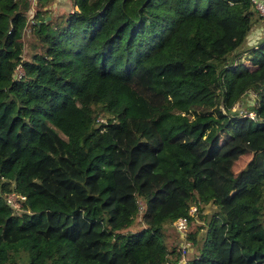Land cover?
Listing matches in <instances>:
<instances>
[{
    "label": "trees",
    "instance_id": "trees-1",
    "mask_svg": "<svg viewBox=\"0 0 264 264\" xmlns=\"http://www.w3.org/2000/svg\"><path fill=\"white\" fill-rule=\"evenodd\" d=\"M53 2L0 0V264H264L249 0Z\"/></svg>",
    "mask_w": 264,
    "mask_h": 264
},
{
    "label": "rangeland",
    "instance_id": "rangeland-1",
    "mask_svg": "<svg viewBox=\"0 0 264 264\" xmlns=\"http://www.w3.org/2000/svg\"><path fill=\"white\" fill-rule=\"evenodd\" d=\"M61 1L58 0L59 4L65 6L63 8L64 11H67L68 9H70V4L68 3V1L71 2V0H68V1L67 0H61ZM50 11L53 12V8H51ZM257 27H259V26L255 25L254 28L249 31L248 36H247V40L252 42L256 35L258 36V40H260V38H261V36L259 35L260 31L259 30L255 31V28L257 29ZM21 36L23 38V53H22V56L29 57V53H31L32 51L37 49V46L39 44L38 38L31 31L28 32V30L22 31ZM252 43H250V44H252ZM244 46H246L245 42H244ZM241 97H242V102L245 105H249L256 98L255 96H253V94L250 91L244 92V94ZM237 104L238 103L236 102L235 105H237ZM240 110L244 111L243 107H241ZM97 119L98 120H102V117L98 116ZM248 156H249L248 153L243 154L234 163L233 170L236 171L240 166H242L246 162ZM211 208H212L211 205H207L205 207V211H210ZM194 219H195L196 223H202L203 222V220L202 219H198V217L196 219V216H195ZM139 225H140V222H137L133 226L134 227H138ZM164 241L167 243V245H171V243H174V242L175 243H179V241H180L178 235L175 233L174 229L171 228L170 225L168 227L167 234L164 235ZM190 255H192V252L188 251L186 256L189 257Z\"/></svg>",
    "mask_w": 264,
    "mask_h": 264
},
{
    "label": "built area",
    "instance_id": "built-area-1",
    "mask_svg": "<svg viewBox=\"0 0 264 264\" xmlns=\"http://www.w3.org/2000/svg\"><path fill=\"white\" fill-rule=\"evenodd\" d=\"M250 5L252 6V8L255 10L256 14H258L260 17H262L264 19V0H249ZM260 31L259 35H263L264 38V29H258ZM256 41H254L253 43H255ZM252 43V44H253ZM20 66H16V71L17 73L20 70ZM246 115H252L253 112L252 111H246L245 112ZM22 197V196H21ZM6 199L9 202V204L11 205H17V200H16V195L13 192H9L6 195ZM173 223L175 224L177 229L182 228L185 225V217L184 216H178L176 217V219H174Z\"/></svg>",
    "mask_w": 264,
    "mask_h": 264
},
{
    "label": "crops",
    "instance_id": "crops-1",
    "mask_svg": "<svg viewBox=\"0 0 264 264\" xmlns=\"http://www.w3.org/2000/svg\"><path fill=\"white\" fill-rule=\"evenodd\" d=\"M61 1V0H60ZM68 1V0H67ZM62 2V1H61ZM68 3L70 4V2L68 1ZM51 7L53 8V12L55 11H61L63 10V8L65 7L64 5L59 4L58 0H54V2L52 3ZM260 21V20H259ZM260 27V29H264V19L263 21L260 22V24L258 25ZM259 27H257V30L259 29Z\"/></svg>",
    "mask_w": 264,
    "mask_h": 264
},
{
    "label": "water",
    "instance_id": "water-1",
    "mask_svg": "<svg viewBox=\"0 0 264 264\" xmlns=\"http://www.w3.org/2000/svg\"><path fill=\"white\" fill-rule=\"evenodd\" d=\"M46 18L48 17V16H45Z\"/></svg>",
    "mask_w": 264,
    "mask_h": 264
}]
</instances>
